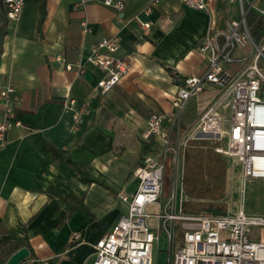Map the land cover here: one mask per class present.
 Segmentation results:
<instances>
[{"label":"crops","instance_id":"obj_1","mask_svg":"<svg viewBox=\"0 0 264 264\" xmlns=\"http://www.w3.org/2000/svg\"><path fill=\"white\" fill-rule=\"evenodd\" d=\"M120 1L121 11L99 0H46V18L38 32L40 0H25L18 18L8 21L0 87H14V108L5 116L0 105V122L8 119L19 126L0 143V236L27 238L32 255L21 264L93 263L95 243L127 213L118 193L135 189L133 172L144 156L146 119L171 113L184 78L199 77L207 68L199 52L210 24L206 13L178 0ZM250 1L264 10V0ZM148 5L150 12L144 14ZM207 5L214 32L240 17L235 0H207ZM247 23L261 45L264 16L252 9ZM115 34L120 38L118 55L129 59L131 69L101 95L95 86L103 73L97 67L88 65L79 76L65 65L84 63L95 43ZM217 93L209 85L186 105L181 132L188 131ZM69 100L74 101L70 109L64 107ZM53 151L83 166L108 189L83 182ZM68 194L83 196L88 214L68 215L62 200ZM76 232L81 239L70 245ZM253 238H262L261 233ZM5 252L4 264L11 255Z\"/></svg>","mask_w":264,"mask_h":264},{"label":"built area","instance_id":"obj_2","mask_svg":"<svg viewBox=\"0 0 264 264\" xmlns=\"http://www.w3.org/2000/svg\"><path fill=\"white\" fill-rule=\"evenodd\" d=\"M104 6L121 11L120 0H99ZM187 8L206 13L210 19L199 52L207 59L203 75L183 80L169 114L156 113L146 119L141 139L152 143L151 152L142 157L133 172L136 183L132 193L120 191L118 198L127 203V213L120 217L110 233L95 245L92 264H157L161 240H164L165 264H264V239H254L264 229V217L246 214L242 205L235 213L225 215H185L181 211V189L185 151L190 141L209 140L215 152L235 159L241 166L242 188L247 180L264 181V72L258 60L264 58V42L259 45L247 23V15L264 10L254 1L239 0L240 17L226 22L225 28L214 32L207 0H178ZM159 0H152L157 4ZM8 21L21 14L25 0H3ZM80 4L76 5L79 6ZM148 5L143 13L150 12ZM85 26L83 22L81 24ZM149 23L141 27L149 28ZM118 35L103 37L89 51L84 63L66 64L67 71L85 73L88 65L97 67L103 77L96 90L105 95L117 86L131 69L127 57L118 55ZM240 69L234 71L233 65ZM211 85L217 90L213 103L202 112L186 132H181L182 111L190 99L198 97ZM15 89L0 87V105L4 115L14 108ZM74 101L64 107L70 109ZM229 111L230 117L224 114ZM78 121V114L74 115ZM77 123V122H76ZM18 123L8 119L0 122V143ZM224 142L220 146L217 143ZM170 156L173 185L169 198L161 202L166 159ZM183 192V191H182ZM76 232L71 243L78 242Z\"/></svg>","mask_w":264,"mask_h":264},{"label":"trees","instance_id":"obj_3","mask_svg":"<svg viewBox=\"0 0 264 264\" xmlns=\"http://www.w3.org/2000/svg\"><path fill=\"white\" fill-rule=\"evenodd\" d=\"M3 0H0V63L3 53L4 38L8 34V19L3 10ZM46 18V0H40L39 19L37 24L38 32H41L43 22ZM205 141H190L185 151L184 170L182 180V191L184 199L181 202V211L185 215H225L227 213V169L226 159L215 152L216 145H208ZM152 143L142 142V155L149 152ZM54 157L65 161L72 168L80 179L85 183H96L108 187L89 176L84 167L70 158L64 157L59 152L53 151ZM68 208V215L73 212H82L88 214L84 204L83 196L77 198L72 194L66 195L63 199ZM71 243L70 245H73ZM26 247L32 255V251L27 238L14 235L0 236V264H4L1 258L2 253L10 255L18 249Z\"/></svg>","mask_w":264,"mask_h":264},{"label":"rangeland","instance_id":"obj_4","mask_svg":"<svg viewBox=\"0 0 264 264\" xmlns=\"http://www.w3.org/2000/svg\"><path fill=\"white\" fill-rule=\"evenodd\" d=\"M259 4V2H257ZM235 6L240 9L239 0H235ZM223 18H221L222 20ZM222 27L221 29H224ZM254 36V35H253ZM254 40L257 42L256 37ZM259 66L262 67L264 72V58L261 57L259 60ZM194 98L190 99L193 100ZM188 102V103H189ZM187 103V104H188ZM224 117L228 119L230 117L229 111H226ZM205 141L208 145H214L209 140H196ZM205 145V147L207 146ZM220 146L225 145L224 142L217 143ZM227 163V196L226 203L228 206L229 213H235L240 205L243 206L246 214L259 215L264 217V181L263 180H247L242 188V177H241V166L232 158L223 156ZM173 185V175L171 171V159L170 156L166 159L165 175H164V187L161 196L162 204L169 198ZM261 237L264 238V229L261 231ZM159 252H154L155 258H157V264H165L166 253L164 251V240L162 239L159 245Z\"/></svg>","mask_w":264,"mask_h":264},{"label":"water","instance_id":"obj_5","mask_svg":"<svg viewBox=\"0 0 264 264\" xmlns=\"http://www.w3.org/2000/svg\"><path fill=\"white\" fill-rule=\"evenodd\" d=\"M29 256V251L26 247H22L9 256L5 264H21Z\"/></svg>","mask_w":264,"mask_h":264}]
</instances>
